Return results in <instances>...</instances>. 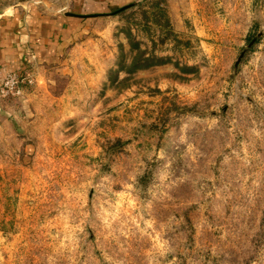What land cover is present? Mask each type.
Returning a JSON list of instances; mask_svg holds the SVG:
<instances>
[{
    "label": "rangeland",
    "instance_id": "rangeland-1",
    "mask_svg": "<svg viewBox=\"0 0 264 264\" xmlns=\"http://www.w3.org/2000/svg\"><path fill=\"white\" fill-rule=\"evenodd\" d=\"M2 8L0 264H264V0Z\"/></svg>",
    "mask_w": 264,
    "mask_h": 264
},
{
    "label": "crops",
    "instance_id": "crops-1",
    "mask_svg": "<svg viewBox=\"0 0 264 264\" xmlns=\"http://www.w3.org/2000/svg\"><path fill=\"white\" fill-rule=\"evenodd\" d=\"M14 20L16 18L11 17L8 9L0 10V77L4 76L3 74L6 72L20 69L23 56L28 51L44 53L51 48L56 49L63 37L60 29L53 26L44 33H31L27 36V31L20 27L23 25L17 24V21ZM58 20L59 26L72 23L63 17H58ZM35 22H37V18L26 24V27H33ZM17 27L21 30L17 31Z\"/></svg>",
    "mask_w": 264,
    "mask_h": 264
},
{
    "label": "built area",
    "instance_id": "built-area-1",
    "mask_svg": "<svg viewBox=\"0 0 264 264\" xmlns=\"http://www.w3.org/2000/svg\"><path fill=\"white\" fill-rule=\"evenodd\" d=\"M10 77V76H9ZM19 83V80H18V78L16 77V76H12V77H10V79H9V81L7 82V83H5V87H9V86H11V87H13L14 85H16V84H18Z\"/></svg>",
    "mask_w": 264,
    "mask_h": 264
},
{
    "label": "trees",
    "instance_id": "trees-1",
    "mask_svg": "<svg viewBox=\"0 0 264 264\" xmlns=\"http://www.w3.org/2000/svg\"><path fill=\"white\" fill-rule=\"evenodd\" d=\"M121 11H123V10H120V11H118V12H121Z\"/></svg>",
    "mask_w": 264,
    "mask_h": 264
}]
</instances>
